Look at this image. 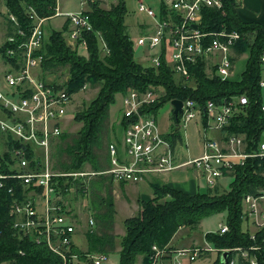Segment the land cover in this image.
Returning a JSON list of instances; mask_svg holds the SVG:
<instances>
[{"label":"built area","instance_id":"built-area-1","mask_svg":"<svg viewBox=\"0 0 264 264\" xmlns=\"http://www.w3.org/2000/svg\"><path fill=\"white\" fill-rule=\"evenodd\" d=\"M85 1L89 2L84 0L83 3ZM234 1L240 5L241 0ZM222 4V0H136V11L141 20L138 22L140 34L133 41V50H141L142 59L149 67H158L165 57L174 76L184 85L193 84L190 68L199 60L203 62L207 77L216 76L222 81L234 78L233 62L241 55H237L233 48L242 38L240 33L225 29L204 32L200 28L203 11L207 8L222 11ZM29 11L33 20L29 32L19 29L14 15L7 14L6 17V23L13 31L6 35L3 43L8 69L0 83V133L4 135L0 145H3L1 153L7 151L10 160L0 161V189L8 187V192L15 194L14 185L7 186L11 181L23 188L21 198L12 201L9 211L11 231L35 245L47 246L61 260L57 264H100L106 257L102 252L70 253L76 229L74 219L62 201L63 196L54 187L55 178L72 177L83 183L86 178L105 175L111 181L127 184L190 171L197 179H203L208 190H213L220 178L243 165L246 159L259 157L264 160V130L253 152L245 151L244 135L231 134L225 139L204 137L198 156L187 151L181 155L183 150L178 152L180 142L172 146L163 138L154 113L143 111L153 106L161 93L154 88L145 91L128 89L120 95L121 117H125L128 123L122 129L119 144L114 139L107 144L108 167L97 171H55L51 158L53 142L64 132L62 125L68 119L72 94L64 85L68 74L63 82H59L42 71L44 57L41 50L46 41L43 25L52 17L64 16L69 24L64 33L65 42L78 53L87 52L83 34L92 32L93 27L86 11L60 13L58 4L55 15L49 18H40L32 9ZM98 40L106 53L100 36ZM260 61L262 70L264 53ZM259 85L264 92L262 77ZM85 87L87 84L82 89ZM181 102L178 129L186 128L197 118L201 121L205 118L204 130L213 129L219 133L246 106L247 97L233 95L219 103L210 100L202 107L192 99ZM260 107L264 112V94ZM7 137L18 146L8 149ZM242 209V222L245 220L255 229L250 234L253 238L255 232L264 228V188L255 194H245ZM64 214L70 217V221H66ZM87 222L89 227L95 224L91 215ZM215 232H228L227 224H220ZM233 250L249 264H256V259L250 257L247 250ZM218 251L230 252L209 245L187 250L168 245L162 248L153 246L148 264H183V258L193 263L204 254ZM227 264H238L237 256L230 257Z\"/></svg>","mask_w":264,"mask_h":264},{"label":"trees","instance_id":"trees-1","mask_svg":"<svg viewBox=\"0 0 264 264\" xmlns=\"http://www.w3.org/2000/svg\"><path fill=\"white\" fill-rule=\"evenodd\" d=\"M7 14L16 17L19 29L29 32L33 25L29 9H32L40 18H49L55 15L58 0H3ZM222 11L207 8L203 11L200 28L204 32H213L225 29L239 32L242 38L233 48L237 55L247 54L244 69L238 79L232 78L220 80L216 76L207 77L203 62L199 60L195 66H191L192 85H184L172 73L165 57L161 59L158 67L143 66L135 61L133 40L127 32L124 18L127 14L125 0H116L109 8L99 6V0L88 2L90 7L86 12L89 15L92 32L83 34L87 41L88 58L81 56L72 50L65 42L64 33L69 29L66 20L59 31H53L44 42L41 50L44 61L42 71L45 75H51L59 68L67 67L68 80L65 89L71 94L80 91L84 83L98 84L99 89L92 101L75 112L74 121L80 125L74 134L63 132L57 139L59 145L55 156L63 159L54 164L65 173L82 171L89 166L91 171L99 170L97 150H101L100 138L104 130V123L109 116L110 105L115 102L116 94L124 95L128 89L145 91L156 89L161 94L159 100L143 111L157 112L162 104L171 100L192 99L201 107L212 100L219 103L225 97L245 95L246 106L240 113L234 115L229 124L216 133V137L225 139L227 135H244L247 146L245 151L253 152L257 149V143L261 140L264 130V112L261 110L263 90L261 81L260 57L264 53V25L256 22H243L237 15L239 4L234 0H222ZM7 34L12 33L10 24L6 23ZM104 42L106 53L100 55L98 36ZM5 48L2 50V58H5ZM128 120L121 117L119 127L125 128ZM202 123L206 126L205 118ZM178 119L171 115V126L163 138L172 146L182 141V134L178 129ZM69 139V142H68ZM119 139L115 138V141ZM69 143V144H68ZM10 149L16 145L11 137L5 142ZM106 156V154H105ZM10 155L0 150V161H9ZM106 168L108 156H106ZM264 160L259 157L246 159L243 165L236 167L228 175L231 177L228 190L219 194L214 192L188 194L172 186L160 182L151 184L153 199L142 200L139 203L138 214L128 217L124 221L125 233L121 237L119 251V264H136L139 256L142 264H148L153 246L162 248L172 241V237L182 227H195L204 218L217 213H225V224L228 232L224 234L206 233V241L219 250H229V257L238 258V264H249L243 260L240 254L233 249L247 250L250 257L256 259V264H264V228L254 233V239L249 231L242 229V201L245 194H255L258 189L264 188ZM54 187L66 197L70 188L75 185L80 188L77 192L83 194L81 181L72 177H59L54 179ZM14 185L15 194L6 189H0V262L10 264H57L61 260L45 245H35L29 239L20 238L11 231L12 217L9 214L12 201L21 198L23 188L13 181L7 186ZM217 188V187H216ZM214 188L215 190H217ZM109 196L104 205L95 207L97 212L102 210L96 218L101 221L102 228L109 229L112 225L113 199ZM108 230L94 235L88 231L87 243L90 253H108L114 248V236ZM252 247L258 248L252 250ZM232 250V251H231ZM234 251V253H232ZM82 254L75 244L70 253ZM211 264H222L221 254Z\"/></svg>","mask_w":264,"mask_h":264},{"label":"rangeland","instance_id":"rangeland-1","mask_svg":"<svg viewBox=\"0 0 264 264\" xmlns=\"http://www.w3.org/2000/svg\"><path fill=\"white\" fill-rule=\"evenodd\" d=\"M84 0H58L59 6H61V12L63 11H72V12H78V11H87L90 9L88 2ZM99 6L103 9L109 8L112 4L116 3V0H99ZM125 6L127 9V14L124 18V23L127 25V32L129 34V37L131 40L136 41V37L140 34V28L138 25V22L141 20L140 15L136 11V0H125ZM63 17H52L48 21H46L43 25L44 28V34L46 39L49 37V35L53 31H59L61 30V24L63 22ZM99 48H100V55L103 56L105 54L103 52V46L102 42L98 40ZM81 56H84L88 58L87 52H80ZM135 54V61L140 63L143 66L147 65V61H144L142 59L141 50H137V52L134 51ZM247 54H243L238 59H236L233 62L234 71H235V79H238L240 76V73L244 69V63L246 60ZM68 71L67 67L65 68H59L56 70L53 74L47 75L50 78L57 79L56 81L63 82V79L65 76H67ZM261 77L264 79V69L261 70ZM85 89H80V91L76 93H72L71 99L72 103L70 108H68L67 121L62 125V129H64L65 132H69L71 135L77 132L80 128L75 121H74V111L80 110L84 105H88L90 101H92L99 89L98 84L90 85L87 82L83 85H86ZM264 93V92H263ZM115 102L110 105L109 108V116L107 120L104 123V130L102 132V137L100 138L101 142V150H97L96 154L99 156L98 163L100 165L99 170L105 169L106 164V147L107 144L111 140H115V138L120 139L121 138V127H119V123L121 120L122 115V103L120 94H116L114 96ZM155 112L156 116V122L157 125H159V129L161 132H168L170 128V125L168 123L171 121V115L173 113V110H171L170 102L162 104ZM170 119V121H169ZM179 131L182 134V141L178 145V152L181 153V150H183L182 154H185V151H187L192 156H198L201 151V145L204 137H216L215 130H204V124L202 123L200 118H197L193 122H190L189 125L186 128H180ZM4 139V135L0 133V140ZM69 142V139H68ZM59 140L56 139L53 142L52 147V163L53 166L56 164V162H60L63 159H58L55 156V151L57 146L59 145ZM69 144V143H68ZM0 150H3L2 145H0ZM83 169L87 171H91V168L89 166L83 167ZM55 171H61L58 168H54ZM184 173H175L172 175L173 180L170 178L168 181H174L170 183H176L178 182V185H182L183 190H188V186L190 184L196 185L194 188V193H206L211 192L212 194L214 192H217L219 194L225 192L228 190V186L231 180V177L227 175L226 177L220 178L218 181L217 190H208L206 183L203 181L202 178H199L196 183L194 182V178L191 174ZM167 180V178H166ZM167 181V182H168ZM112 182L107 176L105 175H97L92 176L90 178H86L85 181L82 183L84 193L81 194L80 192H77V190L80 188L79 186L73 185L71 187L68 195L66 197H62V201H64V204L66 205V210L69 212V214L73 217V223L75 226V233L72 236V242L75 244L80 250L85 251L89 249L88 243H87V233L90 231V233L94 235H98L100 232H104L108 230L111 235L114 236V248L105 254V259L101 261L100 264H119V251L121 248V237L125 233L124 228V221L128 219V217H132L134 215L138 214L139 211V203L141 202L136 201L134 196V192L132 188H125L122 190L121 186L117 184V182L114 181L113 185L115 186L114 192ZM165 182V181H164ZM183 183V184H181ZM125 191V192H123ZM145 194V192H143ZM111 195L110 199H113V216L111 218L112 225L109 229L102 228L101 221H98L96 216H99V213H102V210L100 209L99 212L95 209L98 205H104V203L109 200V196ZM141 200L143 197H140ZM65 219L66 221H70V217L66 214ZM92 216L95 224L92 227L88 226V217ZM225 213H217L212 216H209L207 218H204L200 221V224L195 227H182L178 229V231L174 234L172 237V241L169 243L168 247H173L177 250H187L194 247H205L206 245L211 246L205 239L204 235L206 233H213L219 229L220 224L225 223ZM242 229L248 230L249 233H253L255 229L247 223L245 220L242 222ZM218 250V249H217ZM95 253V252H93ZM98 254V253H96ZM217 253H208L202 255L200 258L196 259L193 263H190L186 259H181L183 264H211L216 260ZM0 264H10L6 261L0 262ZM136 264H142V257L139 256L136 260Z\"/></svg>","mask_w":264,"mask_h":264},{"label":"crops","instance_id":"crops-1","mask_svg":"<svg viewBox=\"0 0 264 264\" xmlns=\"http://www.w3.org/2000/svg\"><path fill=\"white\" fill-rule=\"evenodd\" d=\"M60 9H61V6H59V3H58V10L60 11V13L72 12L69 10L61 12ZM5 11H6L5 1L0 0V83H2L3 76L8 69V66L5 63V60L1 56L2 50L4 47L3 43H4L6 35H7L6 20H4V18H3ZM236 11H237V15L241 21H243V22L256 21V22H259V23L264 25V0H241L240 5L238 6ZM64 22H65V17L63 18V22L61 24V27L64 24ZM169 121H170V119H169ZM170 124H171V121L168 123V125H170ZM165 133H167V132H163V134H165ZM184 172H187L186 174H191L194 178V182L195 183L197 182L195 180H198V179H197V176L194 174V172H190V171H184ZM184 172H174V173H171L170 175H166V176L149 178L147 180L141 181L140 183H127V184L117 183V184H119L121 186L122 190H124L125 188H132L133 192H134L133 198H135L136 201L153 199L152 198L153 193H152V189H151V184L154 183L155 181L163 183L169 187L172 186V187L179 189L183 192H186L188 194H193L194 188L196 185L190 184L187 188L188 190H185V189L183 190L182 185H178V182L170 183V182H174V181H170V182L168 181V179H170V178L173 180L172 175H174L175 173H184ZM166 178H167V180H166ZM113 183H114V181L112 182V185H113ZM181 184H183V183H181ZM112 187H113L112 192H114L115 186L113 185ZM123 192H125V191H123ZM143 192H145V194ZM140 197H143L142 200ZM213 233H215V232H213ZM82 252H86V250L82 251Z\"/></svg>","mask_w":264,"mask_h":264},{"label":"water","instance_id":"water-1","mask_svg":"<svg viewBox=\"0 0 264 264\" xmlns=\"http://www.w3.org/2000/svg\"><path fill=\"white\" fill-rule=\"evenodd\" d=\"M170 105L172 107V110H173V116H174V119L177 120V117L178 115L181 113V106H182V102L180 100H171L170 101ZM221 263L222 264H227L228 262V257H229V253L224 251V252H221Z\"/></svg>","mask_w":264,"mask_h":264},{"label":"bare ground","instance_id":"bare-ground-1","mask_svg":"<svg viewBox=\"0 0 264 264\" xmlns=\"http://www.w3.org/2000/svg\"><path fill=\"white\" fill-rule=\"evenodd\" d=\"M232 253H234V251H233ZM229 255H230V254H229Z\"/></svg>","mask_w":264,"mask_h":264}]
</instances>
